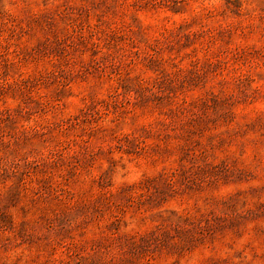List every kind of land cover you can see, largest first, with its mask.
<instances>
[{
    "label": "rangeland",
    "instance_id": "374dc122",
    "mask_svg": "<svg viewBox=\"0 0 264 264\" xmlns=\"http://www.w3.org/2000/svg\"><path fill=\"white\" fill-rule=\"evenodd\" d=\"M0 264H264V0H0Z\"/></svg>",
    "mask_w": 264,
    "mask_h": 264
}]
</instances>
